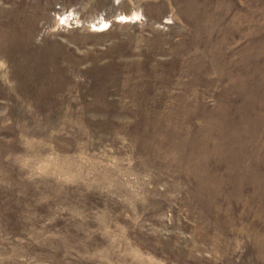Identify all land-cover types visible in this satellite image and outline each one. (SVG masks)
Instances as JSON below:
<instances>
[{
	"label": "rangeland",
	"instance_id": "rangeland-1",
	"mask_svg": "<svg viewBox=\"0 0 264 264\" xmlns=\"http://www.w3.org/2000/svg\"><path fill=\"white\" fill-rule=\"evenodd\" d=\"M0 264H264V0H0Z\"/></svg>",
	"mask_w": 264,
	"mask_h": 264
}]
</instances>
